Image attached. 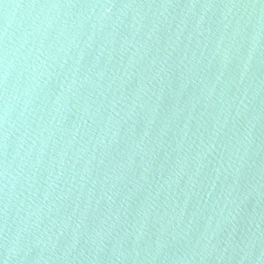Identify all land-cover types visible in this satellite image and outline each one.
<instances>
[{"label":"water","instance_id":"obj_1","mask_svg":"<svg viewBox=\"0 0 264 264\" xmlns=\"http://www.w3.org/2000/svg\"><path fill=\"white\" fill-rule=\"evenodd\" d=\"M0 264H264V0H0Z\"/></svg>","mask_w":264,"mask_h":264}]
</instances>
